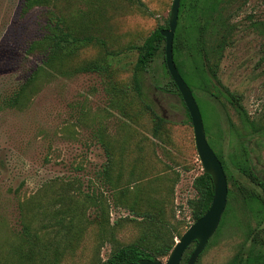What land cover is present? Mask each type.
I'll return each instance as SVG.
<instances>
[{"label":"rangeland","instance_id":"obj_1","mask_svg":"<svg viewBox=\"0 0 264 264\" xmlns=\"http://www.w3.org/2000/svg\"><path fill=\"white\" fill-rule=\"evenodd\" d=\"M24 1L0 0V264H102L129 244H175L194 223L202 167L164 46L141 72L167 120L157 136L131 82L134 47L167 24L173 0H38L23 13ZM59 29L92 41L53 53ZM174 45L227 175L225 210L195 264H264V0H181ZM249 163L255 180L240 171Z\"/></svg>","mask_w":264,"mask_h":264},{"label":"trees","instance_id":"obj_2","mask_svg":"<svg viewBox=\"0 0 264 264\" xmlns=\"http://www.w3.org/2000/svg\"><path fill=\"white\" fill-rule=\"evenodd\" d=\"M38 0H25L22 12L27 13L30 9H32L36 4H38ZM163 28H167V24L163 27H157L154 29L143 41V43L134 47L137 50V59L132 71V89L137 99L147 111L153 120V128L152 135L157 136V134L162 130L167 120L159 115L148 101L146 94L143 89L141 72L144 71L145 66L156 56V54L162 49L164 46V38L160 34V30ZM233 33V27L230 25H226L222 27L218 36L215 37L211 50H213L216 54L220 56L221 52L227 47L231 42V35ZM175 36V33H174ZM50 40V49L53 53L62 52L69 46H75L77 43L82 41L91 42V38H80L75 37L71 33L67 31H63L59 29V33L52 35ZM203 46V65L205 66V71L209 74L211 83L215 82L219 85V81L216 74V64L210 65V57L206 49V42L204 39L202 40ZM175 49L174 39H173V50ZM164 50V47H163ZM83 69L86 70L84 67ZM89 71L99 70L96 66L88 67ZM172 86L178 95H180L177 91L176 86L173 82ZM206 87V86H205ZM190 118V117H189ZM222 167L225 172V165L220 160ZM249 162V160H247ZM244 175L252 180H255V175L253 173V168L249 163L247 167L240 170ZM226 174V172H225ZM227 178V175H226ZM192 187L196 192V197L189 200V206L191 208V219L193 222L202 217L211 205V200L213 196V184L211 178L204 174L203 172L194 178ZM257 200H261L257 198ZM180 238V237H179ZM174 243L172 241L170 243L165 244H155L149 243V245H138V244H129L124 247H121L115 250L111 255L106 259L102 264H138L140 259H149L154 260L161 256L168 255L171 249L173 248Z\"/></svg>","mask_w":264,"mask_h":264},{"label":"water","instance_id":"obj_3","mask_svg":"<svg viewBox=\"0 0 264 264\" xmlns=\"http://www.w3.org/2000/svg\"><path fill=\"white\" fill-rule=\"evenodd\" d=\"M181 0H173L167 28L160 30L164 38V59L167 72L177 88L187 109L193 129L195 149L199 158L202 172L207 174L213 184V196L207 212L196 220L175 242L165 262L159 259H140L138 264H180L184 252L196 243L185 264H195L208 240L217 230L227 202V178L221 162L208 145L202 124L201 114L193 93L179 74L173 59V39L178 22Z\"/></svg>","mask_w":264,"mask_h":264},{"label":"flooded vegetation","instance_id":"obj_4","mask_svg":"<svg viewBox=\"0 0 264 264\" xmlns=\"http://www.w3.org/2000/svg\"><path fill=\"white\" fill-rule=\"evenodd\" d=\"M195 245H196V243H195ZM190 254H191V253H190ZM190 254H189V255H190ZM187 259H188V258H187ZM187 259H186V261H187ZM186 261H185V263H186Z\"/></svg>","mask_w":264,"mask_h":264}]
</instances>
